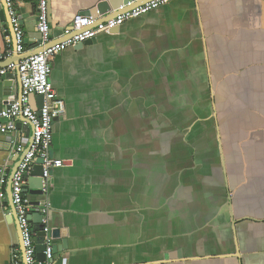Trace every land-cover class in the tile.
<instances>
[{
    "label": "crops",
    "instance_id": "0c3cea01",
    "mask_svg": "<svg viewBox=\"0 0 264 264\" xmlns=\"http://www.w3.org/2000/svg\"><path fill=\"white\" fill-rule=\"evenodd\" d=\"M101 1L48 0L49 23ZM15 3L28 52L36 1ZM262 13V0H173L50 60L65 113L49 153L64 165L47 196L24 200L51 213L31 222L35 240L44 226L67 232L53 264H264ZM8 29L0 16V52L12 50L0 70L17 58ZM5 75L0 109L19 99ZM15 138L27 148L22 128L0 134V264L20 252L5 202Z\"/></svg>",
    "mask_w": 264,
    "mask_h": 264
},
{
    "label": "built area",
    "instance_id": "2783aa9c",
    "mask_svg": "<svg viewBox=\"0 0 264 264\" xmlns=\"http://www.w3.org/2000/svg\"><path fill=\"white\" fill-rule=\"evenodd\" d=\"M35 1L36 29L41 36L39 46L45 47L50 42L48 0ZM171 1L173 0H151L133 9L122 11L107 20H102L98 11H96L95 16L76 15L72 22L63 28L62 35L66 37L63 41L44 49L42 53L29 56L19 62L17 69L20 76L21 95L17 101L0 109V134L16 132L17 123L22 125L30 123L33 128L32 143L28 150L16 138L10 140V145L15 154L17 156L24 154L11 176L10 186L11 202L20 231L23 252L21 255L18 250H13L10 257L11 264H50L53 257V239L47 235L49 228L45 226L43 228L46 233L43 239V245L45 246L43 251L44 260L40 261L36 257V240L28 216L37 212V210L26 204L24 200L25 193L23 192V187L27 184L26 176L37 159H42V193L45 196L49 192L51 170L64 165L61 160L53 159L49 153L52 143L53 120L65 113L64 101L57 96L49 82L50 60L69 47L95 39L99 34H109L126 21L145 15ZM4 3L8 9L14 33V50L17 54H23L26 52L24 49V33L21 29L15 0H4ZM124 8L125 6H121L120 10ZM11 54L12 50L10 48L5 52H0V61L9 58ZM14 69L15 65L10 63L5 69L0 70V75L13 72ZM30 95H41L43 97V104L39 110L33 109L29 104L28 98ZM47 205L42 209L43 215L46 213ZM42 224H46L45 218H43Z\"/></svg>",
    "mask_w": 264,
    "mask_h": 264
},
{
    "label": "water",
    "instance_id": "95a60500",
    "mask_svg": "<svg viewBox=\"0 0 264 264\" xmlns=\"http://www.w3.org/2000/svg\"><path fill=\"white\" fill-rule=\"evenodd\" d=\"M19 1V0H17ZM151 0H102L92 11H84V12H80L78 15L80 16H95L96 15V11L99 12V15L102 17V20H107L110 18H113L116 14L121 13L122 11H127L130 9H133L137 6H140L146 2H149ZM22 4H19V6L21 7ZM121 6H125V8L123 10H120ZM262 6H263V16H264V1L262 0ZM22 12V10H21ZM0 16L1 18L6 21L9 24V29L7 31V35L14 40V33H13V29L10 23V17L8 14V9L4 3V0H0ZM20 19V18H19ZM48 19H49V10H48ZM49 36H50V42L46 44V46H38L35 49H32L28 52H25L23 54H17V58L15 60H13V64L15 65V69L13 72H7L5 75V79L6 82L4 83V86L8 89V93H10V88H11V80L13 79V74L16 75L17 80H19V84H20V76L18 73V69L17 66L19 64L20 61L24 60L25 58L35 55V54H39L42 53L44 51V49L51 47L55 44L60 43L61 41H63V39H65L66 37H64L62 35V30L63 28H60L58 31L55 30V28H53L50 23H49ZM118 30V28L113 29L111 32H116ZM37 38H38V42L40 44V34L37 32ZM53 40H52V38ZM94 39L91 40H87L83 43H80L78 45H76V47H81L82 45H85L91 41H93ZM15 42V41H14ZM21 95V84H20V92H19V97ZM29 104L33 105V109L35 110H39L42 107L43 104V97L41 95H30L28 98ZM57 120V118H54L53 122ZM22 121V120H21ZM22 128L23 132L25 133V135L27 137L30 138L29 140V144L26 148V150L29 149L30 144L32 143V131L33 128L31 126L30 123H26V125H22L21 123H18L16 125V128ZM24 154L17 156L18 160L16 165L14 166V168H12L10 175L8 177V181L6 184V198H5V202L8 203V206L10 208V218L15 222V225H17V229L19 232V237H20V231L18 228V224H17V220H16V215L12 206V202H11V191H10V186H11V176L13 175L14 171L16 170L19 162L22 160ZM42 159H37L36 163L32 166V168L29 171V174L26 176L27 178V184L23 187V192L24 193H30L33 194L35 196H43L42 193ZM31 206L37 210V212L32 213L28 216L29 220L35 224H42V220L45 217L50 218V210L46 211L45 215H43L42 213V209L44 208V205L41 204L40 201L38 202H33L31 203ZM47 227V226H46ZM60 234V236L62 237V244L61 246H57L54 247L52 249L53 255L57 252V251H61V250H66L67 248V240H66V236H67V232L62 229V230H54L51 231L49 229V231L47 232V235L54 238L57 237V235ZM46 233L41 230L38 238L36 239V257L38 260L43 261L44 260V255H43V251L45 249V246L43 245V239L45 237ZM20 252L22 255L23 252V247H22V242H21V237H20ZM50 264H53V261H50ZM61 264H69L66 261L62 262Z\"/></svg>",
    "mask_w": 264,
    "mask_h": 264
}]
</instances>
